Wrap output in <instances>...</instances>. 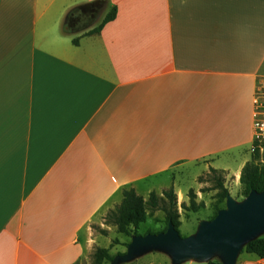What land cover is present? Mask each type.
Instances as JSON below:
<instances>
[{
    "label": "crops",
    "instance_id": "crops-1",
    "mask_svg": "<svg viewBox=\"0 0 264 264\" xmlns=\"http://www.w3.org/2000/svg\"><path fill=\"white\" fill-rule=\"evenodd\" d=\"M263 78L264 0H0V264H77L201 162L240 185Z\"/></svg>",
    "mask_w": 264,
    "mask_h": 264
},
{
    "label": "water",
    "instance_id": "water-1",
    "mask_svg": "<svg viewBox=\"0 0 264 264\" xmlns=\"http://www.w3.org/2000/svg\"><path fill=\"white\" fill-rule=\"evenodd\" d=\"M264 232V190H251L238 201L230 194L212 219L198 222L196 231L182 236L169 222L164 231L133 235L125 252L110 264L128 263L152 251L167 254L172 264L186 260L208 262L215 256L222 264H235L244 245Z\"/></svg>",
    "mask_w": 264,
    "mask_h": 264
},
{
    "label": "trees",
    "instance_id": "trees-1",
    "mask_svg": "<svg viewBox=\"0 0 264 264\" xmlns=\"http://www.w3.org/2000/svg\"><path fill=\"white\" fill-rule=\"evenodd\" d=\"M115 15L116 8L112 7L101 22L87 33L90 35L98 34L106 23L115 18ZM73 43L77 44V40L74 39ZM209 170L215 182L214 188L217 189V203L214 206L213 214L208 218L212 219L217 211L221 209L218 203L224 202L229 192L224 186V171L214 168H209ZM239 183L242 188L243 197L247 196L251 190L257 192L264 190V139L261 141L253 140L251 159L242 167ZM187 197L189 199V205L186 206L185 203H182L181 208L193 212L198 211L202 204L196 203V194L192 189L188 191ZM157 210L163 211L165 215L166 226L161 231L166 229L169 222L179 231V226L181 224L179 220L180 215L177 210L176 194L172 187L164 190L161 195H158L156 192H150L146 200L138 195L132 188L123 190L120 204L107 213L105 223L114 226L117 232L124 236L131 237L133 235H140L137 233L139 225L145 222L147 217ZM102 233L105 232L102 231ZM147 233L153 232L147 231L144 234ZM242 251L258 258H264V236H259L246 243ZM112 257L113 256L109 254L107 248L96 247L93 252L91 264H103L105 261H110ZM205 264H222V262L219 258H212Z\"/></svg>",
    "mask_w": 264,
    "mask_h": 264
},
{
    "label": "rangeland",
    "instance_id": "rangeland-1",
    "mask_svg": "<svg viewBox=\"0 0 264 264\" xmlns=\"http://www.w3.org/2000/svg\"><path fill=\"white\" fill-rule=\"evenodd\" d=\"M83 10L81 12H73V17L74 22L82 26L81 28H84L82 29V31L84 30L83 32H86L87 30H91L96 27L103 19V16L99 12L89 13L88 11H85V9ZM64 23L65 22L63 20V24ZM198 165L199 167L197 169H193L191 172H187L183 176L178 178V181H181L182 183V193L181 191L174 190L176 194L177 210L180 215L179 220L181 222L179 226V233L182 236H188L194 233L196 231L198 222L203 219H208L213 214L214 206L217 203V189L214 188L215 182L213 180V176L210 173L209 168L204 167V162H201ZM223 175L224 186L228 189L229 194L238 201L242 200L244 198L242 196V188L241 185H238V183L235 181V172L224 171ZM190 189H192L196 194V203L202 204V206L196 212H193L191 210H184L181 208L182 203H185L186 206L189 205L187 194ZM218 206H220V208H223L225 206V201L222 203H218ZM108 212L109 211H107L102 217H100V219H102L100 220L101 224H93L91 225V228L93 233L97 235V242L100 247L107 248L109 254L114 257L117 254L125 252L126 244L129 243L131 237H127L118 233L114 226L105 223L106 215ZM165 226L166 222L164 212L161 210H157L149 215L145 222L139 225L137 233L140 235H143L147 231L155 233L163 230ZM102 231H104L105 233H102ZM260 236H264V232L261 233ZM94 250L95 249H93L91 253L83 255L77 262V264H91ZM214 258L218 257L215 256ZM247 258L256 259V256L241 251L237 256L235 264H246ZM205 263L206 262L186 260L181 264ZM103 264H110V261H105L103 262ZM122 264H172V262L170 257L164 252L152 251L138 257L131 262Z\"/></svg>",
    "mask_w": 264,
    "mask_h": 264
},
{
    "label": "built area",
    "instance_id": "built-area-1",
    "mask_svg": "<svg viewBox=\"0 0 264 264\" xmlns=\"http://www.w3.org/2000/svg\"><path fill=\"white\" fill-rule=\"evenodd\" d=\"M264 139V79L256 93L253 111V140Z\"/></svg>",
    "mask_w": 264,
    "mask_h": 264
}]
</instances>
